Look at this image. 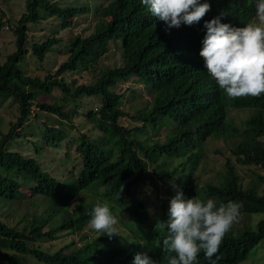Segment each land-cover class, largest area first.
Returning <instances> with one entry per match:
<instances>
[{"label":"trees","instance_id":"1","mask_svg":"<svg viewBox=\"0 0 264 264\" xmlns=\"http://www.w3.org/2000/svg\"><path fill=\"white\" fill-rule=\"evenodd\" d=\"M93 1L105 2L95 6L93 32L69 40L63 51L67 58L55 73L30 77L19 64L28 48L43 63L60 42L54 35L70 28L73 18L90 13V3L61 8L49 0H26V12L13 29L16 50L0 63V100L12 99L18 111L9 130L0 132V203L11 206L40 196L45 205L41 215L34 213L20 229L0 221V263L25 264L30 257L38 264H133L136 254H146L157 264H168L162 243L166 231L156 223L167 220L169 200L179 190L185 199L243 205L218 253L208 260L201 252L195 262L240 264L264 240V176L241 185L232 160L264 170V96L254 98L257 111L242 131L225 118L230 102L204 72L203 59L200 66L190 60L197 38L201 50L205 22L218 14L223 20L236 8L252 18L255 0H207L211 10L202 20L179 29L152 17L140 0ZM51 18L59 21L52 37L29 45L28 26ZM4 26L0 18V33ZM109 50L119 51L120 63L96 72ZM79 69L91 72L92 80L74 87L63 76ZM120 84L128 85L122 90ZM53 90L61 103L37 102ZM39 112L56 117V124L40 122ZM124 118L130 125H122ZM165 126L172 129L160 140ZM67 129L78 134L71 136ZM212 138L225 142L224 150L212 153L223 156L229 150L215 183L196 175L204 174L209 151L203 146ZM72 147L81 165L77 175L60 181L41 167L48 150H63L59 161L65 166ZM87 191L92 194L85 197ZM98 202H108L118 217L117 236H98L88 229L89 213ZM66 235L70 243L54 252L38 244Z\"/></svg>","mask_w":264,"mask_h":264},{"label":"clouds","instance_id":"2","mask_svg":"<svg viewBox=\"0 0 264 264\" xmlns=\"http://www.w3.org/2000/svg\"><path fill=\"white\" fill-rule=\"evenodd\" d=\"M140 2L152 17L163 21L169 29L197 24L211 10L207 0ZM231 13L223 20L224 15L214 14L216 17L204 23L206 32L201 41V50L197 38L198 45L190 61L191 65L196 62L200 66L203 59L204 72L230 102L225 110V118L244 131L246 121L257 111L254 98L264 96V0H255L252 18H247L240 8ZM236 105L241 108H235ZM232 111L248 114L240 124H235L230 119ZM242 207L236 201L217 205L213 198L185 199L183 192L177 190L169 200L167 220L156 223V227L166 231L162 243L163 250L169 254L168 264H195L201 252L205 259L211 260L233 224L238 222ZM89 216L88 229L98 236H117L119 220L108 202L96 203ZM133 264H157V261L146 254H136Z\"/></svg>","mask_w":264,"mask_h":264},{"label":"rangeland","instance_id":"3","mask_svg":"<svg viewBox=\"0 0 264 264\" xmlns=\"http://www.w3.org/2000/svg\"><path fill=\"white\" fill-rule=\"evenodd\" d=\"M25 1L26 0H0V9L4 13V16L0 15V18L5 22V27L0 33V63H3L7 56L13 53L16 50L15 47V36L13 29L16 26L17 21L23 13H25ZM50 2H55L58 7H81L86 3H90L93 7L91 12L85 15H79L73 18L72 26L68 29L61 30L54 35L56 39L60 42L58 45H55L53 49L47 54L43 63H39L35 57L32 56L30 48L27 49V53L24 56L23 60L20 62L19 67L24 71L27 76L30 77H39L43 79L48 73L53 74L58 69L59 65L63 63L67 56L63 53L65 45L68 44L69 40L75 36H81L82 38L87 37L93 32L94 25L97 22V15L94 12L95 6L100 4H105V2L93 0H49ZM92 1V2H89ZM59 21L55 18L48 19L46 21L40 22L37 25L28 26V43L29 45L34 42H41L46 40V38L52 37L53 33L57 29ZM7 28V29H6ZM112 46V45H110ZM119 51L117 50L115 54L111 50L105 54V56L99 61L98 67H96V72L100 71L104 67H112L120 63ZM64 80L72 85L78 86L81 84H87L92 80V73L88 70L79 69L72 73H65L63 76ZM60 79V77H58ZM128 84H120L119 89H126ZM136 90H139L141 86H134ZM56 102L61 103L59 99V94L53 90L51 95L42 94L38 96L37 102ZM83 101L87 104L90 101L92 107L97 106V101L84 98ZM145 102V98L143 99ZM142 102V103H143ZM137 107L136 104H134ZM67 107V104H66ZM70 108L71 105H68ZM32 110L35 112L37 108L32 107ZM39 121L40 122H49L56 124L57 118L46 113L39 112ZM247 112H235L232 111L230 114V119L235 124H240L241 121L247 116ZM18 115L17 104L13 102L12 99L0 100V132L5 134L10 126L16 121ZM32 120H34L32 118ZM121 123L123 126L130 125V122L127 119H122ZM54 124V125H55ZM172 126L163 127L158 134V139L164 140L166 135L171 131ZM82 131V128H81ZM67 133L72 135H77L78 133L74 130H66ZM1 138V135H0ZM264 141V138H261ZM64 146V143H61ZM224 144L222 141L209 139L203 146V150L209 151L207 157L204 161V174L197 172L196 175H199L202 179H210L211 182L215 183L217 181L215 174L222 170L224 165L223 158L229 157V150L223 152V156L220 154L212 153L214 149H223ZM50 151V152H49ZM64 154L63 150H48L44 152L45 158L42 159L41 167L44 170L49 171L53 176L57 177L60 181L65 180L67 177H70V174H78L80 170V161L76 159V153L74 148L68 151L71 160L65 166L61 165L59 159ZM233 166L241 178V185H247L252 179L256 176H264V170L255 168L253 166H243L235 163L234 159L232 160ZM26 191L25 189H22ZM146 193L149 194L147 188H144ZM90 191L84 194L85 197L91 195ZM154 196H151L150 200L154 199ZM45 205L43 203V197L35 196L34 198H25L18 202H14L11 206L8 203H0V221L7 223L10 226L17 228H22L23 225L33 220L34 217H37L42 214ZM152 211V210H151ZM153 212V211H152ZM259 218V216H257ZM248 222V219H245V224ZM243 224V226L245 225ZM119 225V224H118ZM245 227V226H244ZM117 230L121 227L116 225ZM119 229V230H120ZM254 229V228H253ZM71 236H64L54 241H41L38 242L41 245V249L47 250L49 252H54L57 249L61 248L65 244L70 243ZM2 264V263H0ZM25 264H38L30 257L25 258ZM240 264H264V240L260 241L248 254L246 260Z\"/></svg>","mask_w":264,"mask_h":264}]
</instances>
